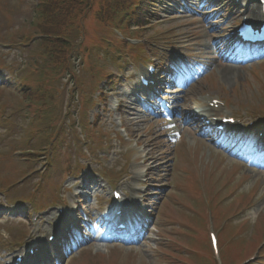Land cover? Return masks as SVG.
Returning a JSON list of instances; mask_svg holds the SVG:
<instances>
[{
  "label": "rangeland",
  "instance_id": "rangeland-1",
  "mask_svg": "<svg viewBox=\"0 0 264 264\" xmlns=\"http://www.w3.org/2000/svg\"><path fill=\"white\" fill-rule=\"evenodd\" d=\"M18 1L21 2V4H19ZM31 1L32 0H0V61L4 63V66L0 68V82L10 78L8 62L18 61V65L20 59H26V53L23 50H5V48L12 46L13 41L9 42L5 37L9 32H13L14 35L22 32L19 31L17 25L29 16V3H31ZM184 1L185 3L182 4L179 15L175 20L171 21H165L169 4L162 1L158 16L160 23L154 21L152 22V25L158 26L156 30L172 33L170 37L173 38V44H175L174 39L179 37L178 40H176V46L177 48L179 47L182 49V54L186 55L190 52L201 55L203 59H209V67L205 69L203 74L197 77V82H194L190 86L191 88L185 93L183 101L175 103L174 106L177 104L182 106L187 104V108L189 109L190 102L196 100L197 96L209 90L212 93L217 92L228 97L232 102L231 108L233 110H243L248 108L253 111L255 115H262V107L264 106L261 104V101L264 102V96H262V94H264V63L253 65H231L224 63L223 60L233 56V52L231 51L232 46L230 44L223 47L219 45V41L227 36V30H230L235 24H239L243 15L239 16V14L231 9L229 0ZM10 23H13V25L11 26ZM155 34V30L146 31L143 33V38L153 40L152 37L157 38V36H154ZM163 57L165 56L163 55ZM210 62L212 66H210ZM131 70L132 66L130 67V72ZM224 73H229L227 79L224 77ZM96 78L97 76L94 75V80ZM123 82L124 83H119L115 87L107 90L108 96L104 103L108 109L103 115L100 125L103 131H109L113 140L109 138L108 144L105 147L96 145L92 159H89V161L88 159L82 161L86 168L79 176L81 177L79 180L85 179L88 176L93 180L94 176L97 178L98 175L107 176L108 174L110 177H119V172L122 171L128 163L133 164L136 161L137 156L134 155L133 152L127 151L126 143L120 140V136L118 135V123L120 118L126 123H124L125 125L131 127L133 134L140 138L141 141L155 143L152 141L157 138H155L157 134H160L159 137H161V141L157 144L155 143V148L158 150L156 157L159 159V164L161 166L158 167L160 169L157 168L153 171V177H155V179L152 182L153 185L163 188V190L159 191L158 199H151V206L154 208V212L157 213L155 227L150 236V240L142 242L140 245H126L125 243L109 244L100 240L87 246V250L85 251H88L87 260L89 261V264H92L95 257L101 258V255L110 258L116 257L119 261L126 260L129 264H160L164 259L160 256L163 255V253L159 246H165V243H167L169 238L172 241L170 243L171 245L174 237L183 239L184 236H180L176 233L183 235L181 232L187 230V227L189 226V218L195 217L198 222V219L204 217L205 211H203V213L199 211L202 214V217H200L199 212L198 216H195L190 210H184V207L180 206L182 204L181 202L185 204L188 203L189 205L192 203L193 206L202 208L207 200L206 198L204 200L202 196L197 198V195L198 192L204 190L209 196L208 199L211 202V209L217 214L220 208L229 205L240 195L238 183L235 182L229 185L230 181L235 180L238 176H242L244 179L243 190H254V194L258 195V197L262 196L264 199V170L252 169L248 163H246V166L236 163L233 159L225 156L223 151L220 150V147H215L206 139L196 135L195 132L187 127L188 125L181 126L182 134L180 136L182 138L178 142L181 143V145L175 151L177 144L175 145L174 141L168 140L166 130H163V133L162 131H158L157 134L151 135L152 132H154L153 126L157 121L152 120L151 116L146 117L147 110L140 104L137 105L133 96L130 94V85L133 83V79L129 76L127 81ZM47 84V78L42 76L37 85L33 87V98H30L23 103H10V106L14 103L18 108L22 109V111L11 117L10 128L7 130V133L3 138L7 140H15L17 137H21L27 129L32 128L34 125H39L38 135L45 138V122L48 120L53 129V137L49 139L48 145L53 149L52 154H55V147L62 139L60 136V126L55 127V123L59 118V112L62 109V106L64 105L67 108L69 101L66 100L64 104H62L58 94L50 96L48 94L49 92L45 91ZM54 90H58V88H55ZM93 91V80L82 87L83 97L86 101L89 100ZM179 97L182 96H178V98ZM121 101L123 107L119 111L118 103ZM3 106L5 105H1V108H3ZM103 111L104 109L101 110V113H103ZM96 112L97 110H94L90 113V118L92 120ZM184 117H187L186 112ZM1 124L2 120H0V125ZM160 129H162V126ZM190 138H192V141H189ZM53 144L54 146H52ZM4 146L5 144L3 147ZM201 146L206 148V150H203L201 155L202 162L198 167L201 177L198 176L195 168L190 170L183 164V166L178 169V179H182V183L178 184V187H175L173 176L177 165L183 161V155L187 156L189 152L197 151ZM10 147L12 148V146ZM23 151L24 150L17 148L0 151V157L8 159L7 161H0V189L3 190L4 186L6 188L13 187L11 191L8 192L12 202L16 200L18 195L21 196L22 192H24L23 194L26 198H24L23 195L19 201H26L34 198L42 201L47 206H55L59 202V196L62 195V190L60 189L61 179L65 178L63 157L57 154L55 158H52L53 155L51 157L52 168L49 171V174L45 175L44 185L37 189L31 188L30 190L29 187H32L31 185L26 188L27 185L21 184V180L14 181L16 174L14 171L20 164L18 162H21L23 159L20 158L15 162L13 156L19 152L22 153ZM124 153L126 154L124 155ZM214 154H217L220 157V161L217 165L213 159ZM194 155L193 159L198 161L199 156H197L196 153H194ZM224 156L227 159L221 158ZM185 160L186 158L184 161ZM223 163L227 165V171H230L233 166L238 168L240 170V175L236 176L237 172L234 171V169L230 172H225L223 170ZM41 165L42 164L39 165V168ZM206 166L212 167L213 170L217 168L219 171L211 180V171L209 170L207 179L205 178L204 182L203 177L207 172ZM91 169L94 170L90 171ZM20 174L21 173H18V176ZM41 176L42 175L38 174L30 176L33 177V186L36 185V181ZM221 176L223 177V180L220 183L217 184L216 182H213L214 179ZM70 181L72 180H66V182ZM205 185L207 186L208 191L205 189ZM189 186H191L193 190L189 188ZM214 187H216L215 191H213ZM154 190L155 189H151L149 192L152 194L153 192H156ZM95 194L96 196L92 199L83 200L79 203L84 213H89L93 216H95L96 211H101L102 213L107 212V207L104 206L105 200L101 197L104 194L99 190L96 191ZM190 195L195 196L194 201L190 199ZM161 197H165V200L163 199L158 202ZM171 197H173L172 201L167 203V206L173 207L174 204H177L174 206V209L179 211L182 210L173 213L169 210V214H167V211L164 212V215L170 216L173 224L162 214L165 206L163 203ZM67 200L70 202V195L67 196ZM1 201H3L2 197H0V202ZM71 205L73 206L72 208H74V205ZM159 209H162V211ZM263 210L264 202L261 204L259 203L257 206L252 205L248 213L251 217L250 221L252 223L257 222L260 217V212ZM34 215V209L31 205L28 203H18L17 208L14 209L11 214L8 215V213H5L4 219H0V227L11 228L15 225L14 222H21L19 225L25 224L26 226L28 223L33 224ZM9 218L11 220L6 223V219ZM176 226L178 229L175 230V233L174 229ZM29 228L30 227L27 229L29 230ZM160 228L161 231L159 232ZM244 234H250V230H246ZM243 243H248L246 238L244 240L240 239L239 241L233 240L231 241V247L235 250L234 246ZM115 253L118 255H114ZM77 255L78 254L74 255L72 258H75ZM234 260H236L235 257Z\"/></svg>",
  "mask_w": 264,
  "mask_h": 264
},
{
  "label": "trees",
  "instance_id": "trees-1",
  "mask_svg": "<svg viewBox=\"0 0 264 264\" xmlns=\"http://www.w3.org/2000/svg\"><path fill=\"white\" fill-rule=\"evenodd\" d=\"M120 5H121V2H120ZM120 11H122V9L119 8L117 10V12H120ZM63 16H65V14H63ZM41 21L46 22V24L43 27L44 32H47V33H45V36L63 38V39H66L70 42L68 35L64 31H62L61 33L57 32V30L55 29V27L53 25L54 23L51 21H48L47 15L44 16L41 19ZM52 45H53L55 51L51 55L49 53H47V56H51L57 63H62L65 60V53H66L67 47L61 41L57 42L55 40H52Z\"/></svg>",
  "mask_w": 264,
  "mask_h": 264
},
{
  "label": "bare ground",
  "instance_id": "bare-ground-1",
  "mask_svg": "<svg viewBox=\"0 0 264 264\" xmlns=\"http://www.w3.org/2000/svg\"><path fill=\"white\" fill-rule=\"evenodd\" d=\"M255 12V11H254ZM229 75V73H224V77L227 79V76Z\"/></svg>",
  "mask_w": 264,
  "mask_h": 264
}]
</instances>
